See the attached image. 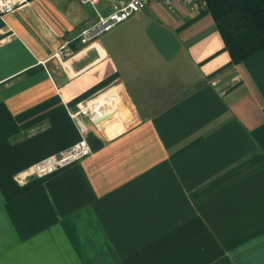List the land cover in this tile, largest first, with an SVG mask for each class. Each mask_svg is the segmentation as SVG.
<instances>
[{
    "label": "crops",
    "instance_id": "obj_1",
    "mask_svg": "<svg viewBox=\"0 0 264 264\" xmlns=\"http://www.w3.org/2000/svg\"><path fill=\"white\" fill-rule=\"evenodd\" d=\"M95 19L0 12V264H264V47L232 63L206 6L149 0L52 55ZM82 136L89 155L16 180Z\"/></svg>",
    "mask_w": 264,
    "mask_h": 264
},
{
    "label": "built area",
    "instance_id": "obj_2",
    "mask_svg": "<svg viewBox=\"0 0 264 264\" xmlns=\"http://www.w3.org/2000/svg\"><path fill=\"white\" fill-rule=\"evenodd\" d=\"M18 0H0V12L8 11ZM149 0H111V9L103 13L98 8L100 0H80L83 4L92 6L95 10L96 19L93 23L85 25L79 32L70 38L61 40L52 55L58 60H64L72 56L76 50L71 45V41L77 39L79 43L88 44L95 40L104 31H107L141 10ZM164 5L173 9L177 3L187 4L191 7L206 6V0H160ZM234 75L232 79H236ZM75 112L74 115H76ZM80 129L84 131L82 122L78 119ZM91 153V148L85 137H81L74 144L61 149L60 151L45 157L34 163L25 172L17 175L16 180L22 182L29 176H42L52 173L64 166L76 162Z\"/></svg>",
    "mask_w": 264,
    "mask_h": 264
},
{
    "label": "trees",
    "instance_id": "obj_3",
    "mask_svg": "<svg viewBox=\"0 0 264 264\" xmlns=\"http://www.w3.org/2000/svg\"><path fill=\"white\" fill-rule=\"evenodd\" d=\"M231 62L264 47V0H206Z\"/></svg>",
    "mask_w": 264,
    "mask_h": 264
}]
</instances>
